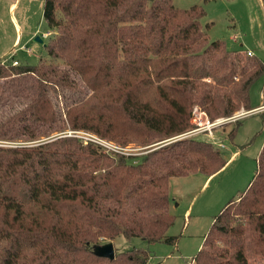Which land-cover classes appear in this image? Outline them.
I'll list each match as a JSON object with an SVG mask.
<instances>
[{"label": "trees", "instance_id": "16d2710c", "mask_svg": "<svg viewBox=\"0 0 264 264\" xmlns=\"http://www.w3.org/2000/svg\"><path fill=\"white\" fill-rule=\"evenodd\" d=\"M204 15L173 0H44L53 63L0 62V264H150L148 249L113 259L95 250L117 237L175 244L169 180L215 174L227 162L219 149L186 138L137 157L62 134L42 139L59 129L57 91L82 93L69 73L88 94L66 106L68 128L121 147L185 133L194 106L210 121L251 110L264 64L210 41ZM251 258L264 260V143L247 187L213 219L192 261Z\"/></svg>", "mask_w": 264, "mask_h": 264}, {"label": "rangeland", "instance_id": "374dc122", "mask_svg": "<svg viewBox=\"0 0 264 264\" xmlns=\"http://www.w3.org/2000/svg\"><path fill=\"white\" fill-rule=\"evenodd\" d=\"M16 2L13 16L21 26V41L13 45L16 31L11 20L9 5ZM259 0H173L176 8L187 9L201 5L205 12L200 23L210 41H223L230 52H240L247 56L250 52L264 64V11L259 7ZM44 0H0V62L14 59L18 64L35 66L39 60L53 63L43 48L47 32L43 20ZM208 26V27H207ZM207 27V28H206ZM38 37L42 43L34 41ZM14 47L12 52L3 54ZM250 57V56H249ZM82 93L64 92L58 90L57 104L61 118L50 137H57L69 132H77L78 138L98 137L83 131H71L63 115L66 106L78 102L87 94V90L79 83L73 73H69ZM264 76L256 80L249 89V106L256 109L264 104ZM244 109L236 111L228 118H218L210 121L206 114L194 106L191 111L190 132L197 129V124L209 120L214 124L209 131L188 137L200 142L213 145L227 161L226 165L215 174L207 177L200 173L184 177H173L168 183L169 212L174 217L173 225L166 235L176 237L174 245L163 243L147 244L139 239L127 240L117 237L112 242L114 254L131 250H149L153 264H193V258L200 249L203 237L208 233L213 219L219 214L224 205L236 198L245 190L256 169V159L264 143V111L245 115ZM244 115L237 120L238 115ZM195 119V122H194ZM235 129L233 139L228 137ZM184 134V133H183ZM179 136V135H178ZM177 137V136H176ZM176 137L164 139L148 147H140L134 143L121 147L115 143L108 144L129 156H141L150 150L164 146L166 141H175ZM186 139V138H185ZM200 246V247H199ZM250 263L264 264L263 259L251 258Z\"/></svg>", "mask_w": 264, "mask_h": 264}, {"label": "built area", "instance_id": "2783aa9c", "mask_svg": "<svg viewBox=\"0 0 264 264\" xmlns=\"http://www.w3.org/2000/svg\"><path fill=\"white\" fill-rule=\"evenodd\" d=\"M247 55H251V53L247 52ZM11 65L16 66V65H18V63L16 60L11 59ZM262 111H264V104H262L260 107H258L256 109H251V110L245 112V115L247 116V115H251L254 113H261ZM241 116H244V115L243 114L238 115L234 119L237 120ZM231 119L228 118V120H231ZM194 122H195V119H194ZM213 126H214V124L212 122H210L209 120H206L204 123L202 121H200V123L197 124V129L192 130V131L187 132V133H184V134H181V135L177 136L174 140L185 139V138H188L190 136L198 135V134H201L202 132H206V131H209V134H211L210 128ZM77 135H79V134H77V132H69L67 134H62V136L79 137ZM84 140L96 143V144L102 146L106 151H113V152L119 153V151H117V149L115 147H113L111 144H108V143L101 141L99 139H92V137H88V138H84Z\"/></svg>", "mask_w": 264, "mask_h": 264}, {"label": "crops", "instance_id": "0c3cea01", "mask_svg": "<svg viewBox=\"0 0 264 264\" xmlns=\"http://www.w3.org/2000/svg\"><path fill=\"white\" fill-rule=\"evenodd\" d=\"M259 7L262 8V10L264 11V4L261 0H259ZM16 7V2H13L9 5V12L11 14V20L14 24V28H15V31H16V36H15V40H14V43L13 45H19L20 44V41H21V38H22V35H21V26L16 22V19L14 18L13 16V13H14V9ZM45 37L49 35V33L45 32L44 33ZM14 49V47H12L9 51H5L3 54L5 53H9V52H12ZM250 53V52H249ZM252 54V53H251ZM204 238V237H203ZM200 247V246H199ZM152 261V260H151ZM150 264H153L152 262Z\"/></svg>", "mask_w": 264, "mask_h": 264}, {"label": "water", "instance_id": "95a60500", "mask_svg": "<svg viewBox=\"0 0 264 264\" xmlns=\"http://www.w3.org/2000/svg\"><path fill=\"white\" fill-rule=\"evenodd\" d=\"M34 41L42 43V41L38 37H36L34 39ZM95 253L99 257H103V258H107V259H113L114 258V249H113L112 243L109 242L105 245L97 247L95 250Z\"/></svg>", "mask_w": 264, "mask_h": 264}]
</instances>
